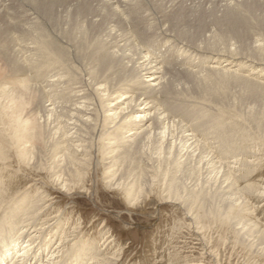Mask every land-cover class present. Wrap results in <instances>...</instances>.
Segmentation results:
<instances>
[{"label": "bare ground", "instance_id": "1", "mask_svg": "<svg viewBox=\"0 0 264 264\" xmlns=\"http://www.w3.org/2000/svg\"><path fill=\"white\" fill-rule=\"evenodd\" d=\"M58 1L35 0L37 9L28 3L22 4L30 19L29 31L25 32L19 30V26L14 30L0 15V60L9 64V50L13 55H19L18 60L15 56L16 61L9 64L11 73L2 69L5 68L4 62L0 63V264H115L113 257L102 254L95 237L82 240L83 226L74 220L75 209L61 206L53 197L54 192L62 191L68 196L75 189L83 190L87 171L92 165L97 166V153L104 155L106 160H103L106 187L120 188L128 200L134 196L137 201L145 178L151 179L153 171L163 166L158 172L169 174L166 198L163 199L181 203L196 225L201 222L203 214L210 212L216 218H224L228 226L239 233L242 242L253 246L255 243L256 250L264 255V232L251 222L247 204L240 199L244 195L259 199L264 196V178L247 181L261 159L257 158L258 155L264 152V44L252 43L258 59L245 56L237 49L216 50L214 47L208 49L210 45L203 46L218 33H213L211 23L206 24L200 34L197 28L196 32L191 30L188 15L199 7L198 0H81V4L76 0H65L61 4ZM244 1L215 2L234 19L241 20L244 17L236 7ZM253 1L261 7L264 22V0ZM56 4L65 15L57 14L55 20L58 21L51 23L41 15L39 8L44 13H54ZM181 6L187 15L177 24L172 15ZM76 11L75 20H71L70 15ZM226 13L219 18L229 25ZM195 22L197 24V20ZM191 34L196 35L194 40ZM33 50L39 58L25 59L23 51L33 53ZM49 62L61 71L57 76L58 83L68 84L64 88H68L69 93L65 94L66 99L62 96L64 102L61 98L60 105L58 100L55 104L49 98L51 88L48 86L52 85L49 80L48 85L38 86L36 78L28 82V78L18 80L14 76L39 72L44 63ZM203 72L206 74L201 75ZM50 73L51 77L54 76V72ZM211 74H218L221 78L213 80ZM198 76L204 81L201 97L223 105L229 98L228 86L235 84L243 86L246 92L244 99L243 95L238 99L250 106L245 105L244 110L237 104L242 119L232 108L233 111L220 108V117L216 115L218 111L212 112L215 118L224 121L219 124L220 121L215 120L219 124L216 126L215 123L217 133L211 131L212 135L216 134L212 138H218L217 143L221 145L217 150L220 155L226 157L230 154L233 158L220 163L217 170L212 162L207 169L205 163L212 160L205 161L203 166L207 170H202L204 176L198 177L202 172L199 171L188 185L185 181L191 177L194 167L188 164L192 169L189 167L188 171L192 173L186 170L188 173L177 175L176 172L180 171V166H185L181 165L185 162L183 159L192 154L191 148L188 150L187 147L194 144L190 141L194 139V127L192 120L184 128L182 117L180 125L175 119L181 115L190 118L193 110L190 108V112L180 105L188 99L182 96L180 101L179 94L185 93L191 79ZM5 84L10 88L7 89ZM173 100L180 103L176 105ZM243 118L250 124L251 131ZM197 119L195 121L204 124L201 118ZM211 129L213 126L208 128V135ZM200 131L196 134L200 135ZM205 131H201V135ZM172 138L186 145L187 151L181 150L187 152L183 161L177 159L181 153L178 151L180 144L177 148ZM151 147L156 156L146 152ZM121 153L126 156V162L115 157ZM143 155L148 162L142 159ZM200 155L203 158L206 154ZM158 175L163 176L162 173ZM12 253L15 256L11 263L5 262Z\"/></svg>", "mask_w": 264, "mask_h": 264}, {"label": "rangeland", "instance_id": "2", "mask_svg": "<svg viewBox=\"0 0 264 264\" xmlns=\"http://www.w3.org/2000/svg\"><path fill=\"white\" fill-rule=\"evenodd\" d=\"M64 1L65 0H59L58 4H61ZM198 1L200 4L199 7L194 11V13H192L191 15L190 14L188 15V17H189L188 20H190V22H191V30L196 32V28H197V32H198V34H200L202 32L203 28H205V25L211 23L212 25H210V27L214 29L213 33L215 35L218 33L215 36V38L217 37L216 39L214 38V35H213V37L209 41L203 43V46L208 47L210 45L211 47L209 46L208 49H213V47H214V49H216V50H222V49L223 50L224 49L230 50L231 49L232 51H234L235 49H237L238 52L245 54V56L250 55V58H254V59L260 58L257 51L253 50L254 48L252 46L253 42H254L253 44H256V45L264 44V22L262 21V14L263 13H262L261 7L257 3H255L253 0H249V1L245 0L241 6L236 7L237 8L236 11H239L242 14V17H244V19L241 18V20H238L237 18L234 19V17L230 13H226V10L221 8L220 5H216V2H215L216 0H198ZM75 2H77L78 4H81V0H76ZM164 2H166V0H164ZM203 2H204V4H202ZM22 4L23 5L27 4L31 8L33 7L35 9H37L36 8L37 4H36L35 0H31V1L30 0H2V1L0 0V15L3 19H5V21H7V23L10 24V27L15 28L14 30H16V27L19 26V28H20L19 30H21L22 32H25L26 30L29 31L30 19H29L28 12L25 10V8ZM58 4H56V6L54 5V7H53L54 13L53 12L50 13L49 11H47V13H44V12H42V10L40 8H39V11H40V13H42L41 15H43L47 21H49L51 23L57 22L58 20H55V19H57V14H60V16L65 15V12L63 10H61L60 8H57ZM78 4H77V6H78ZM201 4H202V6H201ZM213 7H215V8H213ZM204 9H205V12H204ZM80 10H82V8H80ZM200 11L202 14L200 13ZM73 13H75V14H73ZM73 13L70 15L71 20H75V18L77 16L76 15L77 11L73 12ZM195 13H197L198 15ZM223 13H226V16L228 17V20H229V25L224 24V21L220 20L221 15L223 16ZM55 14H56V16H55ZM199 14H201V15H199ZM186 15L187 14L185 12V8L183 6H181V8L179 7L178 10H176L175 13L172 15V20H173V22L179 24L180 23L179 21L181 20V18L186 17ZM219 16H220V18H219ZM11 18H12V20H11ZM191 20H193V21H191ZM195 20H197V24H196ZM198 20L202 21V23L199 22ZM202 24H204V25H202ZM229 26H232L233 29H231ZM22 27H23V29H22ZM220 30H222V31H220ZM220 32H222V33H220ZM195 37H196V35L193 36L191 34V39H193ZM220 37H221V40H220ZM260 39L263 41H261ZM218 40H220V41H218ZM258 40H260V41L258 42ZM221 41L222 42L224 41L223 44L222 43L220 44ZM210 42H211V44H210ZM232 42H233V44H232ZM20 43H21V40H20ZM225 43H226V45H225ZM217 44L220 45V47ZM250 46H251V48H250ZM250 50H251V52H250ZM10 51L11 50H9V52H7V54H8V57H10L9 58L10 59L9 64H12L14 61H16V59L18 60L19 55L17 56V53H16V55L15 54L13 55L12 51L11 52ZM31 52H28V51L24 52L23 51L22 54L24 55L25 59H27V60L33 61L34 58L35 59L39 58L36 55V53H34V50H33V53H31ZM246 52H249L248 55ZM15 56H16V59H15ZM11 58L12 59L14 58V60H11ZM3 62H4V64H3ZM0 63L3 64V66L5 65L4 66L5 68H2V65L0 64V67L2 69H4L7 73H11V69H10L11 67L9 64L7 65V63H8L7 61H1ZM49 63L50 64L47 63V65L44 63V66L39 69V72H38V70H37V72L32 71L31 72L32 74H30L28 76L25 74L18 75V76L14 75V76L18 77V78H16V77H14V78H16L18 80L25 79V78H26L25 80H27V78H28V82H32L33 79L36 78L38 86H46L49 84V81L52 82L51 87L48 86V88L53 89V90L50 89V91L48 92L50 95L49 98L53 99L51 101L54 102L55 104H57V102L59 101L58 104L60 105L61 104L60 100H62L63 98L66 99L65 97L69 93L68 92L69 89L64 88L68 84L62 82L64 85L63 86L61 82H60L61 84L58 83L59 81H57V76L59 75V73H61V71H58L57 67L54 64H51L52 62H49ZM247 64H249L248 61H247ZM6 67L9 68L8 71L6 70ZM18 67H19V65H18ZM55 69H56V71H55ZM47 70H48V72H47ZM50 72H54V73H52V75H54L55 77L54 76L51 77ZM237 73L241 74V72H237ZM17 74H20V72ZM203 74H206V73L203 72L201 75H203ZM216 75H217V77H216ZM197 78H199V76ZM210 78H212L213 80L214 79L219 80V78H221V77H219L218 74H211ZM43 79H45V80L47 79V82ZM192 79H191V81H193V82L191 83V81H190L187 85V88H186L187 91H185V93L183 91L184 95H183V93H181V95L179 94V96H181L179 98L180 101H182V96H184L183 98L188 99V101L183 100L182 101L183 103L182 102L180 103L179 100H173L174 102H176V105L180 103V105L184 106V108L188 111H190V108H191L193 110V112H195V111L198 112V115L195 112V116H193L194 115L193 112L190 114V118H192V119L185 117L183 115L176 118L178 121L175 119V123H177V124H179V122L181 123V121H184L185 123H183V122L181 123V125H183L184 128H186L187 125L189 124L188 121L190 122L192 120L191 123L194 127L193 134H195L196 136L194 135V139L192 138V140H190V141H193V143L196 145V147H194L195 146L194 144H192V146L190 145L191 147H187L188 150L190 148H191L190 150H192L191 151L192 154L190 153L189 154L190 156L187 157L189 160H186L187 158L185 157L187 152H183V153L181 152V150H183V149H184L183 151H187L185 148L186 145H183L181 143L183 145V146H181L179 141L176 142V140L172 138L176 142L175 143L176 147L178 148L180 146L178 148V151H179V153L180 152L181 153L177 155V157H178L177 159L179 161H181L183 158H186V159H183V160H185L186 163L182 160L183 163H185V164H183V163L181 164V165H185V166H180V168H179L180 171L176 172V174L179 173L180 175L181 174L184 175V172L186 173L188 171V168L191 165H192V167H194L193 173L191 171H188L189 173L191 172L193 174V175L191 174V177H190L191 179L186 178L185 182L188 183V185L191 184L190 182L194 181L195 175H197L196 173H198L199 171H202V170L209 169V165L211 167L212 163L217 167L216 168V170H217L218 167L221 166V164H223V162L230 161L233 158V157H231L232 155H230V154H227L229 156H226V157L223 154L220 155V153L218 152L217 149L221 145L219 143H217L218 138H216L217 140L216 139L214 140V138H215L214 135H216V134L212 135L213 133H217L216 132L217 127L215 128V123L220 121L219 122V124H220L223 121V119L219 120L221 118H215L216 115H218V117H220L219 111H221V110H219V109L220 108H224V109L227 108V109H230V111H233V110L238 111V113L235 115H237L241 118V116L239 114V110H241V109L239 107H237L238 106L237 104H239V106L241 105L244 110L246 109L245 105L250 106V104L245 103L244 100L240 101V99H238V98H240V95H243V99L246 95V92H245V89L243 86L240 87V86H237L235 84H233V86H231V85L228 86V91L230 93L229 98H228V100L225 99L224 104L222 103L223 105H221L218 103L215 104L213 102H210L206 98L201 97L200 95L202 93V90H204V87H203L204 81H203V79H200V78L198 79L199 81L194 79V77ZM196 81H198V82L196 83ZM199 82H201V84ZM198 83H199V85H198ZM69 84H71V83H69ZM6 85L7 84H5V86ZM73 85L77 86L78 84H71V86H73ZM52 86L56 87V89L53 88ZM62 87H63V90H61ZM9 88H10V85L8 86L7 89H9ZM52 91L55 93V95H54V93H52ZM187 92H189V93H187ZM56 93H58V94H56ZM65 94H66V96H65ZM62 96H63V98H62ZM199 96H200V98H199ZM190 97H192V98H190ZM196 98H197V100H196ZM64 99L62 100V103L64 102ZM201 100H203L204 102L208 101V103H206V102L204 103ZM232 102H234V103H232ZM212 105H213V107H212ZM231 108L233 110H231ZM214 111H215V113L217 111L219 113L217 112L215 115L212 113ZM200 112H201V114L203 113V115L204 114L207 115V116L204 115V117H206L207 120L209 119L208 122L206 121V119L203 120L204 117H203V115L201 116ZM210 113H212V114H210ZM191 115L193 117H191ZM196 115H197V117H196ZM237 116H234V117H237ZM181 117L183 120H181ZM199 117L202 119V121H204V124H206V125H208L209 122L214 120L213 122L209 123V124H211V127H210V125L204 126V124H202L203 122L195 121V119H197V118H198L197 120H200ZM184 118H185V120H184ZM187 118L189 120H187ZM193 119H194V122H193ZM211 119H213V120H211ZM225 119L226 118L224 117V120ZM179 120H181V121H179ZM215 120H216V122H215ZM243 121H244V123H246V125L248 124L244 118H243ZM195 122L198 123L197 126H194V124L196 125ZM219 124H217L216 126H218ZM198 126H203L202 128H204V130H202V128L201 127L199 128ZM212 126H213V129L209 130V135H208V128L210 129V128H212ZM247 126H248V130L251 131V128L249 129L250 124H248ZM200 129H201V131L206 130L207 132L205 131L204 134L201 135V133H203V132H201ZM197 131H198V133H197ZM199 131H200V135H197V134H199ZM211 131H212V134H211ZM175 132H177V131L175 130ZM189 132L190 131H188V133ZM190 133H192V132H190ZM251 133H250V135H251ZM174 135H177V134L174 133ZM212 137H214V138H212ZM252 137H253V139H255V136L253 134H252ZM177 144L178 145L180 144V145L177 146ZM205 145L207 147H205ZM198 146H199V149H201L202 153L204 155L206 154L205 155L206 157L204 155H203L204 156L203 158L199 157V155L200 154L202 155V153H200ZM192 147H194V148H192ZM207 148L209 151L207 150ZM148 149L146 151L148 154H151V156H153V155L156 156V154L154 153L155 149H152V147L150 150H148ZM196 149H198V150H196ZM151 150H153V151H151ZM198 151H199V154L197 153ZM193 152H196V153H193ZM209 153H210V155H209ZM100 154L101 153H99V154L97 153V155L95 157V158H98L97 166L92 165L90 167V169L87 171V175H86L85 181H84V189L83 190L82 189H75L72 192V194L68 195V196L66 194L64 195L63 193H61L62 191L54 192L53 197L61 206H70V207H73L75 209L74 214H73V216L75 218L74 220L81 222V224L83 226V228H82L83 229V233H82L83 239L82 240H84L86 238L89 239V238L95 237V242L98 245L102 254H104L105 256L107 254V256L113 257L115 264H192V263L264 264V255L260 251L256 250L255 243H254V246H253V244H251L252 245L251 246V245L247 244V242H242L241 237L239 236V233H237L236 230L232 229L230 227V225L228 226V224L224 220V218H221L219 216H218L219 218H216L215 217L216 215L210 212V213H207V215L203 214L201 222L198 225H196L192 221L191 217L187 214L186 209L182 206L181 203L176 204V203L168 201V198L163 199V198H166V197H164L166 184L168 182V180L166 181V179H168V177H169L168 176L169 174H165L166 175L165 176L163 174V172H161L163 176L158 175V174H161L158 171H162V168H164L163 166H162V168L155 169L153 171L154 174L149 173V175L151 174V176H152V177L150 176L151 179L149 177H147V179L145 178V181H143L144 184L142 185V188H143L142 194L137 198V201H134V198H135L134 196L131 200H128V198L124 195L123 191H121L120 188H117V187L116 188L115 187L108 188V187H106V185H104V181L106 180L105 179L106 173L104 171L106 164L104 161H106V160L103 157L104 155L102 156ZM122 154L123 153L116 155L115 157L120 162H122V161L126 162L127 161V159H125L126 156L125 155L122 156ZM182 154H183V156H181ZM261 154H259L257 157V158L261 157V159H259L260 163L258 162V165L255 164L257 166L254 167L255 168L253 171L254 173L252 172V175L247 179V181H251V180L254 181L258 178H264V152ZM144 155L142 156V159L144 161L148 162V160H145L146 156H144ZM196 155H198V156H196ZM194 156L197 157V159ZM174 157H175V155H174ZM227 157L228 158L230 157V159H228ZM120 158H121V160H120ZM201 158L203 160H201ZM207 158H208V160H206ZM190 159H191V162H189ZM194 160L197 162H195ZM210 160H212V161H210ZM202 161H204V162H202ZM205 161L206 162L210 161V162L205 163ZM149 163H150V161H149ZM201 163H203V164L201 165ZM204 163L207 164V165H205L206 168L208 166L207 169L203 166ZM188 164H190V166ZM195 164H197V167L199 165L202 168L204 167V169H200L201 168L200 166H199L200 168L195 167L196 166ZM150 165H151V163L149 164V167H150ZM149 167H148V169H151ZM184 167H186V168H184ZM196 168H197V170H195ZM221 169H224V168H221ZM189 170H192L191 167L189 168ZM222 171L224 172V170H222ZM220 172H221V170H220ZM156 173H157V175H156ZM179 174H177V175H179ZM204 174L205 173L202 171L200 173L201 176L199 175L198 177L201 178L204 176ZM218 175H219V177L221 176L220 173ZM226 175H228L227 172H226ZM192 176H194V177H192ZM110 177L111 176H109V178ZM161 177H164L163 179H165V180H163ZM150 180L152 183L150 182ZM139 185H140V183H139ZM149 187H151V188H149ZM261 190H263L262 187H261ZM260 198H262V199L256 198L254 196L244 195L240 199H241V201H243L247 204V208H248L247 214L250 217V219L252 220L251 222H253L257 226H259L260 229L264 232V225H263L264 224V196L260 197ZM187 216H188V218H187ZM196 226H198L199 229ZM19 248L20 247H17V249H19ZM13 256H15L14 253L9 254L8 258H7L8 260L6 259L7 261H5V262L11 263L10 260Z\"/></svg>", "mask_w": 264, "mask_h": 264}]
</instances>
